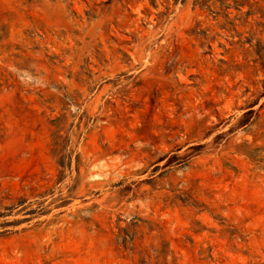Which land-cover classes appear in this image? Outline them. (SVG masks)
<instances>
[{
    "label": "rangeland",
    "instance_id": "374dc122",
    "mask_svg": "<svg viewBox=\"0 0 264 264\" xmlns=\"http://www.w3.org/2000/svg\"><path fill=\"white\" fill-rule=\"evenodd\" d=\"M260 49L264 0H0V264H264Z\"/></svg>",
    "mask_w": 264,
    "mask_h": 264
},
{
    "label": "trees",
    "instance_id": "16d2710c",
    "mask_svg": "<svg viewBox=\"0 0 264 264\" xmlns=\"http://www.w3.org/2000/svg\"><path fill=\"white\" fill-rule=\"evenodd\" d=\"M152 1V3H153V5H155L156 4V0H151ZM236 9H238L239 11L241 10V7H237ZM251 15V13H247V16H250ZM256 55H257V59H256V62H259L261 65H262V67L264 68V50H258V51H256Z\"/></svg>",
    "mask_w": 264,
    "mask_h": 264
}]
</instances>
